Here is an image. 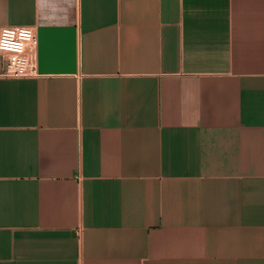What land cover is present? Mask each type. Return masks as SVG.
<instances>
[{
  "label": "crops",
  "instance_id": "0c3cea01",
  "mask_svg": "<svg viewBox=\"0 0 264 264\" xmlns=\"http://www.w3.org/2000/svg\"><path fill=\"white\" fill-rule=\"evenodd\" d=\"M5 25L38 75H0V264H264V0H0Z\"/></svg>",
  "mask_w": 264,
  "mask_h": 264
},
{
  "label": "built area",
  "instance_id": "2783aa9c",
  "mask_svg": "<svg viewBox=\"0 0 264 264\" xmlns=\"http://www.w3.org/2000/svg\"><path fill=\"white\" fill-rule=\"evenodd\" d=\"M37 38L34 29L24 25L0 26V53L6 55L0 75L33 77L36 67Z\"/></svg>",
  "mask_w": 264,
  "mask_h": 264
}]
</instances>
